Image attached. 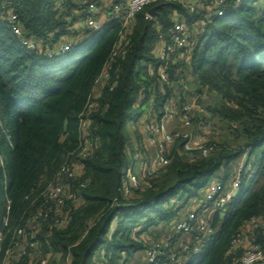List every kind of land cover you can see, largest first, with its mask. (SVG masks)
Segmentation results:
<instances>
[{"label":"trees","instance_id":"1","mask_svg":"<svg viewBox=\"0 0 264 264\" xmlns=\"http://www.w3.org/2000/svg\"><path fill=\"white\" fill-rule=\"evenodd\" d=\"M6 5L18 12L24 31L50 49L72 33L80 7L67 1L61 10L57 0H8ZM146 12L137 17L130 51L115 62L116 85L102 91L89 116L93 148L80 165L92 181L82 190L84 203L71 209L66 228L43 230V248L67 252L71 247L72 264H100L102 250L109 264H145V235L161 237L166 232L173 235L180 264H241L242 248L229 252L233 241L251 218H264V0L231 4L225 16L210 22L192 59L197 93L208 95L204 105L222 128L229 127L230 135L219 139L217 152L195 160L177 145L171 163L152 179V186L132 188L124 198L132 144L128 124H137L143 114L140 92L152 81L148 66L156 64L158 26L170 28L173 15L187 8L179 2L164 3L158 23L146 19ZM117 35V26L110 25L80 57L77 46L62 55L42 56L22 45L0 13V231L8 201L12 217H19L26 196L53 180L78 151L80 115ZM134 133L142 138L139 128ZM245 152L250 167L225 215L214 214L212 240L198 254H183L178 246L184 237L167 226L184 217L181 209L201 199L216 178L228 182ZM260 244L264 246V240ZM159 264H171L169 256Z\"/></svg>","mask_w":264,"mask_h":264},{"label":"built area","instance_id":"2","mask_svg":"<svg viewBox=\"0 0 264 264\" xmlns=\"http://www.w3.org/2000/svg\"><path fill=\"white\" fill-rule=\"evenodd\" d=\"M7 1L0 2V13L6 17L8 27L19 37L22 45L37 55L54 57L65 54L110 25L117 26L118 35L110 57L95 78L86 108L80 115L82 135L78 151L70 155L71 158L61 166L53 180L43 187H35L26 196L27 205L19 217H12V206L8 201L0 231V264H72L71 247L67 252L52 248L44 250L42 233L47 227L66 228L70 223L71 209L84 203L82 190L92 181L80 165V160L90 155L93 148L87 133L91 124L89 116L98 106L97 100L102 91L116 85L119 69L115 62L125 57L132 47L138 15L147 10L146 19L158 23V11L155 16L149 14L152 7L179 2L187 8L186 13L173 15L170 28L161 29L158 26L154 47L156 64L148 66L152 81L148 88L140 92L145 111L141 116L144 118V131L154 152H149V147L137 141L128 146L130 162L125 170L124 198L131 195L132 188L152 186V179L157 178L160 170L171 163V147L178 145L191 160L217 152L221 133L203 103L208 95L201 97L197 93L198 87L192 88V82H195L192 59L210 22L225 16L231 4L241 6L247 0H57V7L61 10L67 1L77 2L80 7L75 10L78 21L73 23L72 33L63 36L52 49L45 48L42 39L24 31L18 12L11 10L6 5ZM189 95H194L193 100L188 99ZM248 160L249 153L245 152L228 182L222 177L216 178L184 217L167 226L175 235L184 237L178 246L183 254H198L212 240L215 232L213 216L216 212L223 213L230 200L238 194L243 173L250 167ZM135 161H139L140 173L136 171ZM260 226L263 231L257 232ZM89 229L90 226L84 230L82 238L87 236ZM260 233L264 240L262 217L251 218L242 228L229 251L235 253L239 247L242 248L239 263L264 264V246L257 239ZM250 234L251 241L248 239ZM172 236L166 232L161 237L158 234L145 235V264H159L166 255L171 264L182 262L181 255L173 249ZM106 253L102 250L100 264H109Z\"/></svg>","mask_w":264,"mask_h":264},{"label":"rangeland","instance_id":"3","mask_svg":"<svg viewBox=\"0 0 264 264\" xmlns=\"http://www.w3.org/2000/svg\"><path fill=\"white\" fill-rule=\"evenodd\" d=\"M103 33H104V31H101V32H99L98 34H96L95 36H93V37H90L89 38V40L87 41V42H85V43H83V44H81L79 47H77V54L79 55V57L84 53V51L86 50V48H89L90 46H91V44H92V42L95 40V39H98L99 37H101L102 35H103ZM56 46V45H55ZM196 81L193 83L192 82V88H196ZM193 97H194V95H189V97H188V99H190V100H193ZM205 104V103H204ZM141 111L144 113L145 111L144 110H142L141 109ZM212 121V120H211ZM179 122V121H178ZM214 124H216L217 125V128H218V130H219V132L220 133H222V135H221V139L223 138H225V137H228V135H230V132H229V127H227V126H225V127H223L222 128V125H220V124H217L215 121H212ZM211 122V123H212ZM169 125V124H168ZM136 128H139L140 129V131L142 132H144L143 134H145V137L147 136V132L146 131H144V129H145V126H144V118L143 117H141L140 119H139V121H138V123L137 124H135L134 122H129V124H128V130H129V135H130V137H131V142H132V144H135V133H134V131L136 130ZM138 142V141H137ZM139 143V142H138ZM172 150H173V148L171 147L170 149H169V151H171L172 152ZM149 152H151V153H153L154 152V147H152V146H149ZM172 154V153H171ZM240 163V160H239V162H238V164ZM237 164V165H238ZM135 167H136V171L138 172V173H140L141 172V169H140V165H139V161H135ZM234 170H237V169H235V167L233 168V171ZM160 172H161V170H160ZM177 203V199H174V200H172V204H176ZM180 205V204H179ZM189 208H190V206L189 205H187L186 207H183L182 209H181V215H184L185 213H187L188 212V210H189ZM117 221H115L114 223H116Z\"/></svg>","mask_w":264,"mask_h":264},{"label":"water","instance_id":"4","mask_svg":"<svg viewBox=\"0 0 264 264\" xmlns=\"http://www.w3.org/2000/svg\"><path fill=\"white\" fill-rule=\"evenodd\" d=\"M163 5H164V4H158V5L154 6V7H152V8L149 10V14L155 16V15L157 14L158 9H160ZM222 215H225V212H223ZM257 239H258L259 241H262V240H263V234H261V233L258 234V235H257Z\"/></svg>","mask_w":264,"mask_h":264},{"label":"crops","instance_id":"5","mask_svg":"<svg viewBox=\"0 0 264 264\" xmlns=\"http://www.w3.org/2000/svg\"><path fill=\"white\" fill-rule=\"evenodd\" d=\"M215 121V120H214ZM217 124H219L218 121H215ZM142 138H140L139 140L137 138H135V141H138L141 145H146V147H149V143H148V138L145 137V135L143 134L144 132L142 131ZM153 147V146H152ZM249 241L252 240V235L250 234L248 237Z\"/></svg>","mask_w":264,"mask_h":264}]
</instances>
